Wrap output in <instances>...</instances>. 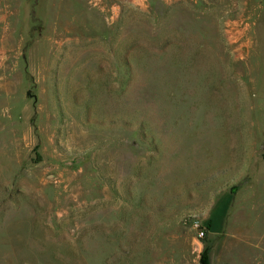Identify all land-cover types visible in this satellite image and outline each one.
<instances>
[{"label": "rangeland", "instance_id": "obj_1", "mask_svg": "<svg viewBox=\"0 0 264 264\" xmlns=\"http://www.w3.org/2000/svg\"><path fill=\"white\" fill-rule=\"evenodd\" d=\"M261 151L264 0H0V264H264Z\"/></svg>", "mask_w": 264, "mask_h": 264}, {"label": "water", "instance_id": "obj_2", "mask_svg": "<svg viewBox=\"0 0 264 264\" xmlns=\"http://www.w3.org/2000/svg\"><path fill=\"white\" fill-rule=\"evenodd\" d=\"M253 157V166L255 168L254 175H256L259 170L264 169V151L256 152Z\"/></svg>", "mask_w": 264, "mask_h": 264}, {"label": "built area", "instance_id": "obj_3", "mask_svg": "<svg viewBox=\"0 0 264 264\" xmlns=\"http://www.w3.org/2000/svg\"><path fill=\"white\" fill-rule=\"evenodd\" d=\"M191 228L196 232L197 238L199 240H202L204 238V229L198 221H192Z\"/></svg>", "mask_w": 264, "mask_h": 264}]
</instances>
